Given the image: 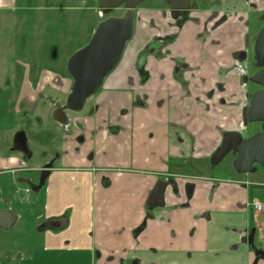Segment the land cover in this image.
<instances>
[{"label":"crops","instance_id":"crops-1","mask_svg":"<svg viewBox=\"0 0 264 264\" xmlns=\"http://www.w3.org/2000/svg\"><path fill=\"white\" fill-rule=\"evenodd\" d=\"M230 20L216 33V45L209 40L201 42L200 25L188 23L181 31V47H176L177 43L172 46L181 60L199 68L184 74L188 93L173 77V62L153 58L146 69L148 79L140 87L132 63L142 44L136 46L129 62L107 77L90 104L93 113L74 118L82 129L66 136L61 148L56 145L53 149L63 155L49 171V176L53 172L70 174L68 187H81L82 194L74 197L86 204L82 220L72 225L77 220L74 213L39 215L42 223H55L49 228L38 227V233L53 244L32 252L23 247L26 257L20 264H252L253 255L242 241V230L249 225L250 189L236 184L231 176L199 177L193 171L218 146L221 132L234 126L233 105L242 90L231 69L232 57L244 47L246 27ZM161 90L176 96V107L170 106L164 116H131V110L126 111L135 101L140 109L150 100L154 103ZM208 92H212L210 99L204 96ZM108 123L120 129L111 134L105 127ZM171 124H177V132L171 133ZM79 133L81 144L73 138ZM146 139L150 145L141 150L137 145ZM192 145L196 151L193 159H188ZM0 162L1 167L11 168L19 166L20 159ZM183 162L190 167L181 165ZM159 175L174 177L175 185L166 189L169 207L154 209L145 226L133 235L149 215L145 202ZM105 178L107 186L103 185ZM187 180L193 184L188 199L183 193ZM213 180L219 181L215 189ZM13 214L18 221L20 214ZM63 225V231L55 234ZM64 228L69 229L67 244L56 245L59 237L66 235ZM257 264H264V259Z\"/></svg>","mask_w":264,"mask_h":264},{"label":"rangeland","instance_id":"rangeland-1","mask_svg":"<svg viewBox=\"0 0 264 264\" xmlns=\"http://www.w3.org/2000/svg\"><path fill=\"white\" fill-rule=\"evenodd\" d=\"M219 2L216 7L223 9L219 12L234 9V6L245 11L237 0L232 1L229 7L225 6V0ZM0 4V159L19 158L23 161L19 166L12 165L15 167L11 168L0 166V172L5 171L0 175L1 199L6 201L5 206L0 205V208L9 207L14 211L13 213L20 214L14 228L8 231L0 229V264H20L21 259L26 257L23 247L29 249L28 252H32V250L37 251L43 248L44 245L51 246V240L50 242L45 240L46 237L38 233V227L42 224V220L37 219L39 215L60 213L70 216L74 213V218L77 220L72 225L82 220L84 214L81 212H85L86 204L82 205L81 202H77L78 197H74V194H82L80 186L74 188L71 184V189L68 187L70 174L53 172L48 176L46 186L45 182L42 189L38 188V185L41 174L49 170L46 163L52 159L54 145L61 144L60 137L65 134L64 130L62 132L65 127L61 128L54 123V120L62 110L72 83L65 71L66 62L76 50L88 43L100 21L108 16H123L125 10L119 8L104 15L98 7L97 0H15L11 5L8 1L2 0ZM207 9L210 8L207 6ZM150 10L165 12L166 15H163L165 19H162V22L148 20ZM204 10L205 7H198V11ZM168 13L169 9L164 0H144L136 8L135 18L139 24V30L135 39H131L128 47L126 46L123 53L125 62H122L120 67L131 60L136 46L143 44L133 59L135 71L146 70L150 58L155 60L172 58L179 71V74L175 72L173 77L181 80V55H175L173 52L168 54L164 51L166 46L176 43V47H181V28L177 26V22L172 21ZM151 16H153L152 13ZM247 18L254 20V23L250 22L249 28L245 30V32L249 31L248 34L251 37L260 29L263 22L259 12H248ZM157 24L158 27H154V35L149 37L150 28ZM252 45V42H248L247 49H244L248 50L253 58L249 57L242 63L244 66L248 63L246 69L248 76L257 71L253 65ZM50 66L55 70L43 71ZM187 70L186 68L185 71ZM237 77L242 93L240 100H235L233 105L235 118L233 131L237 130L241 124L243 104L246 106L249 104V101L245 100V95L251 97L256 88L250 82L240 80L239 75ZM204 96L210 99L212 92ZM175 100L174 92L164 93V90H161V94L154 103L150 100L149 105L147 106L146 103L143 109L135 104L133 107H127L126 111L130 109L131 116L160 117L165 115L170 106L176 107ZM93 101L94 98L89 99L90 104ZM135 107L139 110H134ZM177 112L180 114L181 108ZM67 114L79 115L72 112ZM110 114L115 115L113 111ZM105 127L111 134L116 133L112 131L116 127L114 124L108 123ZM258 130V124H251L244 130L243 135L250 136ZM20 132L25 135L28 156L22 150L10 149L13 147L14 135ZM149 145L150 139H146L139 141L137 146L142 150L147 149ZM57 147L60 146L57 145ZM233 158L235 156L229 153L219 165L210 168L204 174L239 176L232 169ZM204 166L201 169H208L207 160L204 161ZM200 171L203 172V170ZM262 172L248 175L246 179L264 182V170ZM194 174L200 173L196 171ZM115 176L111 175V178ZM27 180L30 184L25 182ZM26 188L30 190L29 193H25ZM253 191L256 198L264 204V187H253ZM34 202L36 205H33ZM257 228V237L261 238L257 245L264 251V221L257 225ZM62 231L63 229L55 231V234ZM68 231L69 229L66 228V235H61L56 245L59 242L62 245L67 244Z\"/></svg>","mask_w":264,"mask_h":264},{"label":"flooded vegetation","instance_id":"flooded-vegetation-1","mask_svg":"<svg viewBox=\"0 0 264 264\" xmlns=\"http://www.w3.org/2000/svg\"><path fill=\"white\" fill-rule=\"evenodd\" d=\"M2 0H0V3H1ZM5 1H8V3L11 5L13 4V2H15V0H5ZM220 0H210V2L208 0H189V7L186 11H180L179 12V15L176 19H174L171 15V10L169 8V5L166 3V1L164 0V3L166 4V6L168 7L169 9V16L170 18L172 19V21H175L177 22V26L179 28H181V31L183 29V27L188 24V23H193V24H199L200 25V33H199V40L203 43H206L207 40L211 41L212 44L216 45V41L214 40V37L216 35L217 32L221 31L224 27H225V24H227V22L231 21L230 19H232L233 21L235 22H240V23H243L244 26L246 28H249V24L250 22L254 23V20H248L247 18V15H248V12H259V17L261 19V21L263 22V25L260 27L263 28L264 27V0H237L239 1L241 4V6H243V8L245 9V11L243 10H239V8L235 7L234 6V9H231L225 12H219V10H223L222 8H217L216 6L220 3L219 2ZM224 1V0H223ZM225 6L226 7H229L231 6L232 4V1H235V0H225ZM208 2V3H207ZM48 4V3H47ZM97 4H98V0H97ZM1 5V4H0ZM51 5V3H50ZM140 5V4H139ZM138 5V6H139ZM8 6V5H7ZM137 6V7H138ZM205 7V10L204 11H198V7ZM207 6L208 8H210L209 10L207 9ZM136 7V8H137ZM51 8V7H50ZM120 8H123V7H120ZM135 8V10H136ZM119 9V8H118ZM124 9V8H123ZM125 10V9H124ZM135 10H134V33H133V36H132V40L135 39V36H136V33L137 31L139 30L138 28V24H137V19L135 18ZM248 11V12H247ZM151 12H155V14L157 15V18H154L152 17L151 15L148 16L149 19L148 20H157L158 22H162V19L164 20L165 19V16H163L165 14V12H159V11H156V10H150V13ZM246 12H247V15H246ZM149 13V14H150ZM160 13V14H158ZM148 14V15H149ZM160 15V16H159ZM166 15V14H165ZM202 20V21H201ZM155 22V21H154ZM156 23V22H155ZM158 27V24L157 25H154L152 26V28H150V32H149V37L154 35L155 33V28ZM259 29V30H260ZM161 30V29H160ZM259 30L250 37V35L248 34L249 31H246L243 36H242V40H243V49L236 52L235 54H233V57H232V67L231 69L233 71H235L236 73H238L237 75L240 76V80H244L245 82H250L249 78L253 75H255L256 73H258L259 71H261L264 67H258L257 66V63H256V60H255V54H254V63L253 65L257 68V71L248 76L247 75V65L245 64L242 65L243 62L247 61V59H249V57L253 58L252 54L249 53L247 49V44L248 42H252V51L254 53V45H255V42L257 40V35H258V32ZM131 41V40H130ZM129 41V42H130ZM129 42L127 43V45L129 44ZM126 45V46H127ZM172 46L173 45H168L164 48V51H166V53L168 54H172ZM128 47V46H127ZM143 47V44L141 45V48ZM126 48V47H125ZM246 48V49H244ZM125 50V49H124ZM141 50V49H140ZM124 53V51H123ZM138 54V53H137ZM136 54V55H137ZM125 55V54H124ZM122 54V57L120 59V61L118 62L117 66L115 67V69L111 72L113 73L115 70H117L119 67H120V64L122 62H124V56ZM135 55V57H136ZM167 55V54H165ZM168 57L170 58V55H168ZM69 59V58H68ZM135 59V58H134ZM68 61V60H67ZM159 61H169V62H173L174 64V72L173 74H179V71H178V68L176 67V64L174 63V61L172 60V58L170 59H160ZM250 61V60H249ZM67 63V62H66ZM250 64V63H249ZM132 68L133 70L135 71V68L133 66V63H132ZM181 80H177L176 78H174L176 80V82H178L180 84V86L185 90L186 93L189 92L188 90V85H189V82H187L185 79H184V74L186 72L191 71V72H196L199 68H194L192 66H189L186 62H183V60L181 61ZM188 69L187 71H185V69ZM55 69H53V67H49L48 69L46 70H43L45 72L47 71H53ZM63 71V70H62ZM65 71H66V66H65ZM140 79V87H144L145 85V82L147 81L148 79V74L146 72V70L144 69H139L138 71H135ZM67 73V72H66ZM110 73V74H111ZM109 74V75H110ZM108 75V76H109ZM107 76V77H108ZM70 78V77H69ZM106 80V79H105ZM104 80V81H105ZM104 83V82H103ZM251 84H253L256 88H255V91L253 93H255L256 91H263V88L260 86V85H257L253 82H250ZM247 83H245L246 85ZM103 86V85H102ZM101 86V88H102ZM100 88V89H101ZM99 92V91H98ZM97 92V93H98ZM96 93V94H97ZM252 93V94H253ZM95 94V95H96ZM68 95V94H67ZM95 95H93L92 97H90L89 99H92ZM67 98V97H66ZM250 98L251 97H248L245 95V100L247 101H250ZM89 99L86 101L83 109L80 111V112H72V113H77L79 115H76V116H71V115H68L67 112H71V111H68V110H61L58 115L55 117V120H54V123L57 124L58 126H60L61 128L64 126L65 128L62 129V132L63 130L65 131V134L61 135L60 137V141H61V144L59 148H61V145H63V143L65 142L64 138L67 136V137H70V136H73V133L75 131H80L82 128H81V124L78 122V121H74V118L75 117H78V116H82V115H88V114H91L93 113L92 111L89 110L90 108V103H89ZM140 100V99H139ZM66 101V100H65ZM145 101V97L141 99V102H144ZM139 103V101H135L133 103V106L135 104ZM65 104V103H64ZM87 104V105H86ZM143 105V103H142ZM249 105V104H248ZM247 105V106H248ZM64 106V105H63ZM62 106V107H63ZM245 106V107H244ZM246 105L243 104V108H242V121H241V124L238 126L237 130L233 131V130H227V131H224V132H221V135H220V142L218 144V146L213 150V152L209 155V157L206 159L208 161V169L204 170V169H201L204 168V161H202L201 163H198V165L200 166L198 170H193L194 172L198 171L200 174H196V176H199V177H203L205 176L206 174H204L205 172L207 173V171H209L210 168H213L217 165H219L222 160L229 154H233L235 156V158L237 157V153L234 152L232 149L225 155V157L216 165L212 164L211 163V156L216 152V150L222 146L223 144V140H224V135L225 134H228V133H233V134H239L241 136L242 139H246L250 136H244L243 133H244V130L247 129L248 125H251V124H258V128L259 130L256 131L255 133L257 132H260L261 128H260V123H245L244 120H243V110L247 107ZM62 109V108H61ZM170 131L171 133H175L177 132V124H171L170 125ZM120 128L119 127H115L112 129V131L114 132H117ZM68 131H70L68 133ZM58 132V131H57ZM67 132V134H66ZM181 132H184V129L183 127H181ZM21 133V132H20ZM253 133V134H255ZM19 134V133H18ZM18 134L14 135L13 137V140H12V145L13 147H11L10 149H18V150H22L24 153H26V155L28 156L29 153L24 150V145L22 144V140H23V137L22 136H17ZM252 134V135H253ZM177 135V133H176ZM191 137V136H190ZM74 141L77 143V144H81L82 142V134L79 133L77 135H75L74 137ZM234 141H236V138L233 136V137H229L227 139V142H228V146H231L233 145ZM190 142H192V137L190 138ZM192 144V143H191ZM26 145H27V142H26ZM58 145V143H56L54 145V148L55 146ZM27 148V147H26ZM53 148V149H54ZM52 149V159L51 161H48L46 163V165H48L49 167V170L47 171H50L51 168L53 167V165L57 164V160L61 157V155H63V152L62 151H56V150H53ZM196 149L195 147L192 145L190 146V154L189 156L187 157L188 159H193V154L195 153ZM235 158H233L235 160ZM233 160V161H234ZM188 161V160H187ZM20 163H23V161L20 160ZM19 163V164H20ZM186 166H185V165ZM189 164V163H188ZM186 162L181 165H184V167H190L187 166L188 165ZM253 168H254V171L253 172H247V173H238L235 171L234 167H233V162H232V169L235 173L239 174V176H232L231 177L233 178L234 182L240 186H245L247 188L250 189L249 191V202L247 204V209H248V222H249V225L244 229L242 230L243 231V243L248 246L251 254L253 255V262L252 264H257V262H259L260 260H263L264 259V251H262L260 248H258V241H260V236L257 237L258 235V228H257V225H259L261 222L264 221V204L261 203L255 196V193L253 191V187H257V188H263L264 187V182H261V181H258V180H253V181H250L249 179H246V177L248 175H255V174H259V173H263L262 171L264 170V168H262L259 164L257 163H254L253 165ZM183 167V166H181ZM2 169V168H1ZM200 170H203V172H201ZM5 171H1L0 172V175L1 174H4ZM245 176V178H242L243 176ZM49 176V173L46 174V172L42 173L40 178L42 177H45L44 179V182H46L47 180V177ZM174 177L171 176V175H159V179L156 181V183L154 184L151 192L149 193L148 195V198L145 202V209L147 210V213H149L148 216H146L144 218V221L137 227L134 229L133 231V235H136L144 226H145V221L147 220V218H151V215H152V211L154 209H157V208H166V207H169L168 206V203H167V198H166V189L169 185H173L174 184ZM213 186L212 188L215 189V184L216 183H219L218 180H213ZM27 184H30V181L27 180L25 181ZM159 182H163L165 184V187H164V191H163V195H162V201H161V204L157 205V206H149L148 204V200H149V197L151 195V193L153 192L154 188L156 187V185L159 183ZM109 183H108V179H103V185L104 186H107ZM175 185V184H174ZM213 189V190H214ZM183 193L185 195V197L188 199L192 196L193 194V184L191 182H189L187 180V182L185 183V185L183 186ZM173 194L174 195H177L178 194V191H177V188L174 187L173 189ZM254 203H258L259 204V209H256L254 207ZM5 201L4 199H1V192H0V205H4L5 206ZM1 210L3 209H6V208H0ZM149 211V212H148ZM17 223V221H16ZM15 223V225H16ZM55 223L54 222H48V224L46 223H42L41 226L39 227V229H43L45 228L46 226H50V225H54ZM15 225L12 227L14 228ZM11 228V229H12ZM8 231V230H7Z\"/></svg>","mask_w":264,"mask_h":264},{"label":"water","instance_id":"water-1","mask_svg":"<svg viewBox=\"0 0 264 264\" xmlns=\"http://www.w3.org/2000/svg\"><path fill=\"white\" fill-rule=\"evenodd\" d=\"M144 0H98V7L102 14H110L120 7L125 9L123 16H108L100 21L92 33L88 43L76 50L66 63V72L72 83L62 110L80 112L86 101L95 95L103 85L107 76L115 69L120 61L127 43L134 33V10ZM176 19L180 11H186L189 0H165ZM255 60L258 67H264V27L257 35L254 45ZM250 82L260 85L263 91L252 94L249 105L243 110L245 123H260V132L246 139L239 134L224 135L223 144L211 156V163L218 164L232 149L237 153L233 167L238 173L253 172V164L264 168V68L249 78ZM22 144L26 150L24 133ZM235 137L233 145L228 146L227 139ZM49 171H46V174ZM45 177L40 178L38 188L44 184ZM165 184L159 182L151 193L148 204H161ZM17 216L9 209H0V229L10 230L16 223Z\"/></svg>","mask_w":264,"mask_h":264},{"label":"built area","instance_id":"built-area-1","mask_svg":"<svg viewBox=\"0 0 264 264\" xmlns=\"http://www.w3.org/2000/svg\"><path fill=\"white\" fill-rule=\"evenodd\" d=\"M24 191H25V193H29L30 192V190L28 188H26ZM254 207L256 209H259V204L258 203H254Z\"/></svg>","mask_w":264,"mask_h":264},{"label":"trees","instance_id":"trees-1","mask_svg":"<svg viewBox=\"0 0 264 264\" xmlns=\"http://www.w3.org/2000/svg\"><path fill=\"white\" fill-rule=\"evenodd\" d=\"M48 222H50V221H47L46 223L48 224ZM47 228H49V226H46ZM45 227V228H46ZM63 227H65V225H63V226H61L60 228H58V229H62ZM44 229V228H43Z\"/></svg>","mask_w":264,"mask_h":264}]
</instances>
